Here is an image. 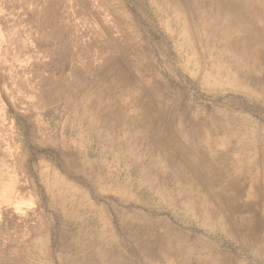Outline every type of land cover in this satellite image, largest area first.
<instances>
[{
	"label": "rangeland",
	"instance_id": "1",
	"mask_svg": "<svg viewBox=\"0 0 264 264\" xmlns=\"http://www.w3.org/2000/svg\"><path fill=\"white\" fill-rule=\"evenodd\" d=\"M101 3L103 9L97 6ZM83 4L90 12L126 18L131 43L141 45L142 58L150 66L141 71L152 73L165 89L161 94L160 86L154 87L169 99L170 117L176 114L174 128L181 119L188 127L192 116H198L206 134L231 137L248 152L264 151V87L241 78L249 66L234 62V53L220 49L222 39L209 18L196 22L184 14L179 19L161 0H0V239L14 233L26 249L36 245L29 260L42 254L40 264H68L72 230L85 226L91 235L82 242L95 239L102 244L87 253L85 264H185V255L176 253L144 261L141 245L133 238L142 220L168 232L189 226L188 211L173 203L180 195L155 180L162 176L158 163L152 162L158 152L138 144L135 127L124 131L105 111L103 118H94L98 107L93 98L86 104L92 90L85 85L84 95L77 92L68 70L70 51L58 53L59 43L47 38L51 24L43 22L42 14L47 18L55 13L61 23L65 10ZM57 33L61 40L68 39L61 30ZM125 100L126 107L120 109L115 98L114 108L132 114L131 98ZM245 139L254 141L245 144L246 149L240 144ZM217 149L231 157L243 152L223 144ZM193 175L205 182L199 169ZM208 187L220 190L215 183ZM248 188L245 182L241 202L247 201ZM173 222L179 227H170ZM193 227L190 232L198 236L186 238L193 240L195 249L214 242L203 234L208 228L201 220ZM217 233L224 251L232 237ZM153 245L155 251L158 245ZM237 260L256 264L245 255Z\"/></svg>",
	"mask_w": 264,
	"mask_h": 264
},
{
	"label": "bare ground",
	"instance_id": "2",
	"mask_svg": "<svg viewBox=\"0 0 264 264\" xmlns=\"http://www.w3.org/2000/svg\"><path fill=\"white\" fill-rule=\"evenodd\" d=\"M161 1L170 4L179 19L184 14L192 16L196 22L209 18V25L216 28L215 35L222 39L220 49L234 53V62H246L249 66L242 70L241 78L264 87V0ZM97 6L103 9V3ZM44 16L42 14L43 22L51 24L47 38L59 43L58 53L70 51L66 64L70 74L75 77L76 91L84 95L87 85L92 90V95L86 97V104L93 98L98 107L94 118H103L105 111L115 125L124 127V131L130 132L135 127L133 138L138 144H147L149 149L158 152V157L152 162L158 163L162 176L155 180L168 186V191L180 195V199L173 203L188 211L189 226L184 225L179 231L171 229L168 232L162 227L154 230V226L151 227L154 223L147 222L148 219L138 222L136 226L139 230L133 238L141 245L143 260H157L161 254L170 256L176 253L185 255V264H242L237 258L245 255L256 264H264V159H259L264 157V151L259 154L248 152L239 148L231 137L219 138L206 134V125L198 116H192L188 127V121L181 119L174 128L172 119L176 114L170 117L169 99L161 96L165 89L152 73L146 76L141 71L142 66L150 68L149 63L142 58L141 45L131 43L130 34L133 33H130V25L121 14L90 12L87 4H83L79 8L72 6L65 10L61 23H57L55 13L47 18ZM59 29L68 37L67 40L63 41L62 36H57ZM83 84L84 87L81 86ZM157 85L161 94L154 88ZM113 95L115 97L112 98ZM127 97L131 98L133 113L116 111L115 98L122 109L126 107ZM99 102L101 107L98 106ZM182 114L178 113L179 118ZM251 142L253 144L254 141L245 139L240 144L246 149L245 146ZM220 144L234 146L243 152L231 157L227 151L217 149ZM195 169L200 170L205 182H198L193 175ZM182 179L189 182L171 186L172 182ZM245 182L249 184L246 191L248 199L241 202L240 193ZM209 183L217 184L220 190L212 192ZM260 208L263 211H259ZM244 211L249 214H243ZM196 219L208 228L203 234L214 239V242L206 241L208 246L195 249L193 240L186 237L189 234L197 235L190 232ZM174 226L179 227L173 222L170 227ZM78 228L72 230L68 254L73 255L67 260L68 264H85L87 253H95L102 245L95 239L83 243L81 239L90 236L91 232L85 226ZM124 230L127 232L126 228ZM218 231L233 238L227 242L224 251L219 247L221 237L217 236ZM6 236V239H0V264H40L38 260L42 254L29 260V255L36 249L35 244L26 249L17 241L14 233ZM153 244L158 245L155 251ZM204 251L213 254L203 256ZM89 261L86 264H92L93 261ZM96 263L94 261L93 264Z\"/></svg>",
	"mask_w": 264,
	"mask_h": 264
}]
</instances>
